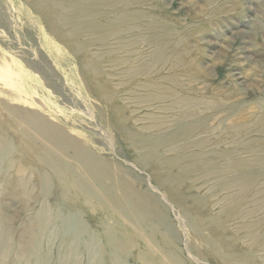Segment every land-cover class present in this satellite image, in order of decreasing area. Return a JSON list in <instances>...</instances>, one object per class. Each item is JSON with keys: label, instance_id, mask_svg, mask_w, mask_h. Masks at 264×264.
<instances>
[{"label": "rangeland", "instance_id": "rangeland-1", "mask_svg": "<svg viewBox=\"0 0 264 264\" xmlns=\"http://www.w3.org/2000/svg\"><path fill=\"white\" fill-rule=\"evenodd\" d=\"M79 2L96 76L22 0H0V264H264V0ZM33 114L56 133L31 140ZM177 153L162 187L153 169Z\"/></svg>", "mask_w": 264, "mask_h": 264}, {"label": "bare ground", "instance_id": "bare-ground-1", "mask_svg": "<svg viewBox=\"0 0 264 264\" xmlns=\"http://www.w3.org/2000/svg\"><path fill=\"white\" fill-rule=\"evenodd\" d=\"M21 1V0H20ZM83 1V0H82ZM22 2L23 3H25L29 8H30V10L31 11H33L34 13H35V15L37 16V17H39L42 21H43V23H45V25L49 28V30H50V32L53 34V36L55 37V38H57V39H59V41L62 43V44H65V47H66V49L68 50H66L67 52H69L71 55H75V56H81L80 57V59H81V61H83V65H82V63H81V65L83 66V68H85V69H87V70H89L90 72V75H95L93 72H91L92 70H90L91 69V65H90V62H89V58L87 57V56H85V55H81V52H79L78 51V45H79V40L78 39H76L74 36L75 35H73V30H75V27L77 28H79V27H81L82 26V21L83 20H85V18H87L86 16H84L85 15V8H86V6H83V5H81L80 4V2H79V0H22ZM90 5V4H89ZM91 11V10H90ZM79 13V15L78 16H75L74 15V13ZM83 17H84V19H83ZM102 18V17H101ZM93 19V18H92ZM94 21V20H93ZM66 23H68L66 26H67V28H66V26H65V24ZM120 23V22H119ZM118 23V24H119ZM99 24V23H98ZM97 26V25H96ZM136 27H137V25H136ZM135 27V28H136ZM69 28H71L70 30H68ZM121 28V27H120ZM133 28V27H132ZM75 32V31H74ZM102 32V31H101ZM136 33V32H135ZM111 35V34H110ZM51 36V35H50ZM79 36V35H78ZM125 36V35H124ZM139 36V35H138ZM77 37V36H76ZM85 37V36H84ZM108 37V36H107ZM165 37V36H164ZM78 38V37H77ZM127 39V38H126ZM165 39V38H164ZM121 40V39H120ZM162 40V39H161ZM117 41V40H116ZM143 41V40H142ZM141 41V42H142ZM119 43H120V41H118ZM121 44V43H120ZM122 45V44H121ZM63 46V45H62ZM93 46V45H92ZM119 48V47H118ZM122 48V47H121ZM117 49V48H116ZM61 50V52H62V50L63 49H60ZM64 52H65V50H64ZM135 52V51H134ZM159 55V54H158ZM115 59V58H114ZM120 60V59H119ZM79 62H81L80 60H78ZM117 62V61H116ZM120 62V61H119ZM119 65V64H118ZM79 66V65H78ZM151 68V67H150ZM82 69V68H81ZM141 69H142V67H141ZM87 70H86V73L89 75V73L87 72ZM136 70V69H135ZM82 72H83V70H81ZM79 72H80V70H79ZM81 72V73H82ZM147 72V71H146ZM150 72V71H149ZM135 73H137L136 71H135ZM138 74V73H137ZM86 75V74H85ZM84 75V76H85ZM147 75V74H146ZM96 76V75H95ZM82 77V76H81ZM82 79V78H81ZM89 79H92V83H97L98 84V82H97V79H94V78H89ZM129 80V79H128ZM84 84V83H83ZM85 85V84H84ZM99 86H100V88H101V85L100 84H98ZM151 85V84H150ZM176 85V84H175ZM47 86V85H46ZM104 86V85H103ZM147 86V85H146ZM151 87V86H150ZM162 87V86H161ZM48 88V87H47ZM88 88V87H87ZM125 87H123V89H124ZM149 88V87H148ZM102 89V88H101ZM162 90V89H161ZM165 90V89H164ZM87 91V90H86ZM89 91V90H88ZM149 91V90H148ZM178 91H179V89H178ZM93 92H94V90H93ZM90 93V92H89ZM107 93V92H106ZM104 91L102 92H100V94H99V97H100V99H103L107 104H109L110 105V108H112L113 110H114V112L116 113V118H117V120L120 122V124H121V128L119 127V130L121 129V131H122V134L124 133V136H125V139L127 140V142L129 143H132L131 142V140L133 139V137L135 136L134 134H135V131L133 130V131H130L129 130V128L127 127V121H126V117L123 115V113H124V110H122L121 108H120V106H118L117 104H115V102H116V99L113 97V95L111 96V95H107ZM154 93H155V91H154ZM158 93V92H157ZM177 93V92H176ZM179 93H180V91H179ZM164 94V93H163ZM170 94V93H169ZM189 94V93H188ZM151 95V94H150ZM154 95V94H153ZM167 95V94H166ZM171 95V94H170ZM181 95V94H180ZM152 96V95H151ZM175 96H177V95H175ZM144 97V96H143ZM162 97V96H161ZM193 97V96H192ZM191 96H190V98H192ZM150 98H152V97H149V99ZM154 98H157V97H154ZM166 98V97H165ZM196 98V97H195ZM194 98V99H195ZM97 99V98H96ZM99 99V98H98ZM147 99V98H146ZM197 99V98H196ZM137 100V99H136ZM143 100V99H142ZM155 100V99H154ZM189 100V99H188ZM159 101V99L157 98V100L156 101H154V102H158ZM145 102H148V101H146L145 100ZM151 102V101H150ZM186 103V102H185ZM193 103V102H192ZM96 104V103H95ZM156 104V103H155ZM195 105H196V103H194ZM106 105V104H105ZM154 105V104H153ZM201 105V104H200ZM103 106H104V104H103ZM102 106V107H103ZM168 106V105H167ZM185 106V105H184ZM190 106V105H189ZM197 106V105H196ZM176 107V106H175ZM186 107V106H185ZM206 107V106H205ZM218 107H219V105H218ZM5 108V107H4ZM97 108V107H96ZM143 108V107H142ZM148 108V107H147ZM158 108V107H157ZM108 109V108H107ZM128 109V108H127ZM151 109V108H150ZM149 109V110H150ZM190 109V108H189ZM192 109V108H191ZM218 109V108H217ZM106 110V109H105ZM153 110V109H152ZM155 110V109H154ZM161 110V109H160ZM160 110H158V111H160ZM171 110V109H170ZM173 110L175 111H177L178 110V108L176 107V108H173ZM195 110V112H196V117L198 116L197 115V111H196V109H194ZM220 110V109H219ZM161 111H163V110H161ZM167 111V110H166ZM169 111V110H168ZM180 111V110H179ZM199 111H201V109H199ZM103 112V111H102ZM194 112V111H193ZM12 113H14V112H12ZM16 113V112H15ZM22 113H24V112H22ZM154 113V112H153ZM158 113V112H157ZM156 113V114H157ZM190 113V112H189ZM202 112H200V114H201ZM223 113V112H222ZM25 114H26V112H25ZM155 114V113H154ZM204 114H207V113H204ZM224 114V113H223ZM14 115V114H13ZM152 115V114H151ZM186 116H188L187 114H185ZM184 115V116H185ZM202 115V114H201ZM215 115V114H214ZM15 116V115H14ZM28 118H27V117ZM41 116V115H40ZM153 116V115H152ZM179 116V115H178ZM220 116V115H219ZM15 117H17V116H15ZM151 117V116H150ZM155 117V116H154ZM154 117H152V118H154ZM200 117V116H199ZM199 117L197 118V119H199ZM44 118V117H43ZM186 118V117H185ZM45 119V118H44ZM154 119H156V118H154ZM218 119V118H217ZM17 120V119H16ZM22 121H23V123H26V124H24V125H27V126H29L30 125V127L32 128V130L34 131V132H36V134L34 135L31 131H29L28 132V134H31V135H33L32 136V138H31V140L33 139V138H37V140H38V138H40V137H43L44 136V133L42 132V128L43 129H45L46 131H48V130H50V131H53V133H54V131H55V133H56V130H54V127H52V125H53V123H52V125H51V123L50 124H48L47 122L48 121H44L43 119H41L40 117H39V115L37 116V115H34L33 114V117L31 116V115H25V117L23 118V119H21ZM172 120V119H171ZM22 121L20 122V123H22ZM217 121V120H216ZM222 121V120H221ZM223 122V121H222ZM149 123H152V122H149ZM200 123H202V122H200ZM216 123V122H215ZM19 124V123H18ZM236 124V123H235ZM20 125V124H19ZM51 125V126H50ZM216 125V124H215ZM231 125V124H230ZM237 125V124H236ZM22 126V125H21ZM54 126L56 127V125L54 124ZM129 126V125H128ZM194 126V125H193ZM29 127V128H30ZM186 127V125L184 126V128ZM218 127H219V125H218ZM227 127V126H226ZM25 128V127H24ZM28 128V127H27ZM41 128V129H40ZM58 128V127H57ZM131 128V127H130ZM135 128V127H134ZM164 128V127H163ZM167 128V127H166ZM26 129V128H25ZM133 129V128H132ZM228 129V128H227ZM29 130H31V129H29ZM49 131V132H50ZM60 130H58L57 132H59ZM141 131V130H140ZM155 131V130H154ZM220 131V130H219ZM245 131V130H244ZM25 132L27 133V131L25 130ZM63 132V131H62ZM62 132H59V133H62ZM153 132V131H152ZM170 132V131H169ZM48 133V132H47ZM221 134H222V132H220ZM223 133H224V131H223ZM227 133V132H226ZM28 134H25V135H27V136H29ZM50 134V133H49ZM48 134V135H49ZM62 134H65V133H62ZM57 135V136H64L65 137V135ZM146 134V133H145ZM231 134V133H230ZM53 135H56V134H53ZM225 135V134H224ZM227 135V134H226ZM249 135V134H248ZM55 137V139H58V137ZM68 137H69V135H67ZM161 136H163V134L162 135H160V137ZM232 136V135H231ZM59 137V138H60ZM64 137H62V138H64ZM242 137V136H241ZM240 137V138H241ZM62 138H60L59 139V141H61V139ZM227 138V137H226ZM225 138V139H226ZM30 139V138H29ZM43 139V138H42ZM49 139V138H48ZM65 139V138H64ZM122 139V138H121ZM180 139L181 138H177V139H175V141H180ZM223 139V138H222ZM51 140V139H50ZM70 140V139H69ZM72 140V139H71ZM43 141V140H42ZM66 141H67V139H66ZM66 141H65V143H66ZM133 141V140H132ZM149 143H150V141L152 142V143H154L155 141H156V137L155 136H153V137H149ZM147 141V142H148ZM174 141V140H173ZM37 142V141H36ZM43 142H45V141H43ZM58 141H56V143H57ZM68 142V141H67ZM75 142V141H74ZM138 142V141H137ZM227 142V141H226ZM35 143V142H34ZM47 143V142H46ZM61 143V142H60ZM70 143V142H69ZM77 143V142H76ZM151 143V144H152ZM185 143V142H184ZM183 143V144H184ZM222 143V142H221ZM244 143V142H243ZM37 144H38V142H37ZM44 144V143H43ZM52 144H54L55 145V147L57 146V144H55V143H53L52 142ZM52 144H51V146H52ZM58 144H59V142H58ZM64 143H63V141H62V146H64L63 145ZM138 144V143H137ZM140 144V143H139ZM144 144V143H143ZM161 144V143H160ZM204 144H206L205 142H204ZM54 145H53V148H54ZM67 145H68V143H67ZM70 145V144H69ZM72 145V144H71ZM141 145H142V143H141ZM154 145V144H153ZM186 145V144H185ZM36 146V145H35ZM41 145L39 144V147H40ZM46 146V145H45ZM59 146H60V144H59ZM58 146V147H59ZM155 146V145H154ZM42 147V146H41ZM61 147V146H60ZM59 147V148H60ZM66 147H67V149H66ZM64 146V149H66L65 151H68L70 148H68V146ZM132 147H135V148H137L135 145H134V141H133V143H132ZM152 147V146H151ZM38 148V147H37ZM45 147H43L42 149H44ZM48 148H49V146H48ZM59 148H58V150H59ZM140 148V146H138V150H141V149H139ZM142 149H144L143 147H141ZM174 149H177V147H173ZM40 149V148H39ZM41 150V149H40ZM47 149H45V153H47V154H49L47 151H46ZM48 150H50V149H48ZM53 150H56V148L55 149H53ZM53 150H52V152H53ZM61 150H63V149H61ZM71 151V150H70ZM254 151V150H253ZM262 151V150H261ZM42 152H43V150H42ZM52 152L50 153V154H52ZM69 152V151H68ZM67 152V153H68ZM73 152V151H72ZM81 152V151H80ZM54 153H57L56 151H54ZM63 153H64V151H63ZM66 153V152H65ZM66 153V154H67ZM73 153H75V152H73ZM188 153V152H187ZM244 153H245V151H244ZM263 153V152H262ZM59 154V153H58ZM66 154H64L65 156H66ZM88 154V153H87ZM178 154V153H177ZM201 155H203V157H205V154L204 153H200ZM60 155V154H59ZM75 155V154H74ZM142 155V154H141ZM224 155V154H223ZM67 156H69V155H67ZM82 156V155H81ZM92 156V155H91ZM178 158L177 159H173V160H171V162L170 163H164V164H161V168L162 169H160L159 170V168L157 169V168H154L153 170L156 172V176H157V179H159V185L161 186L162 185V187H166L167 185H168V188L170 189L171 187H173V185H175L176 184V182L177 181H175V179L173 178V174L171 173V171H169V169H171V168H173V167H175L176 165H177V162H178V159L179 158H182L183 156L185 157V155H184V153H179L178 154ZM243 156V155H242ZM54 157V156H53ZM73 157V156H72ZM140 157V156H139ZM144 157V156H143ZM226 157V156H225ZM241 157V156H240ZM57 158V157H56ZM74 158H75V156H74ZM193 158H194V156H193ZM45 159V158H44ZM62 159V157L60 158V160ZM73 159V158H72ZM83 159V158H82ZM81 159V160H82ZM229 159V158H228ZM47 160V159H46ZM59 160V161H60ZM63 160H64V158H63ZM75 160V159H74ZM84 160V159H83ZM168 160V159H167ZM170 160V159H169ZM183 160H185V158L183 159ZM244 160V159H243ZM86 161V160H85ZM226 161V160H225ZM239 161V160H238ZM78 162H80V161H78ZM175 162H176V165H175ZM188 162V161H187ZM186 162V163H187ZM208 162V161H207ZM241 162V161H240ZM245 162V161H244ZM247 162V161H246ZM245 162V163H246ZM157 163H158V161H157ZM185 163V164H186ZM204 163V162H203ZM211 163V162H210ZM83 163H80V165H82ZM185 164H184V166H185ZM209 164V163H208ZM33 165V164H32ZM31 165V166H32ZM57 165V164H56ZM62 165H65V164H62ZM79 165V167H81ZM204 165V164H203ZM248 165V164H247ZM256 165H258V164H256ZM260 166H261V164H259ZM60 166V165H59ZM59 166H58V168H59ZM116 166H117V168L120 166V165H117L116 164ZM181 166V165H180ZM51 167H52V165H51ZM50 167V168H51ZM54 167V166H53ZM65 167V166H64ZM63 166H62V168H64ZM101 167V166H100ZM148 167V166H147ZM179 167V166H178ZM190 167H191V165H190ZM212 168H213V166H211ZM34 168V167H33ZM56 168V167H55ZM54 168V169H55ZM77 168V167H76ZM82 168V167H81ZM121 168V167H120ZM119 168V169H120ZM189 168V167H188ZM193 168V167H192ZM215 168V167H214ZM213 168V169H214ZM228 168V167H227ZM245 168V167H244ZM67 169V171H68V169L69 168H66ZM92 169V168H91ZM209 169H211V168H209ZM262 169V168H261ZM40 170V169H39ZM42 170V169H41ZM56 170V169H55ZM60 170H62L61 168L59 169V171ZM76 170V169H75ZM74 170V171H75ZM113 170V169H112ZM112 170H111V172H112ZM118 170V169H117ZM226 170V169H225ZM58 171V170H57ZM64 171V170H63ZM79 171V170H78ZM91 171V170H90ZM95 171V170H94ZM101 172L103 171V170H100ZM120 171H121V169H120ZM183 171V170H182ZM198 171V170H197ZM104 172V171H103ZM221 172V171H220ZM227 172V171H226ZM246 172V171H245ZM98 173H100V172H98ZM178 173V172H177ZM260 173H261V171L259 172V174H257V175H260ZM77 174V173H76ZM85 174V173H84ZM90 174V173H89ZM102 174V173H101ZM103 174H105V173H103ZM102 174V175H103ZM116 174V173H115ZM220 174H222V173H220ZM229 174V173H228ZM263 174V173H262ZM111 175H114V174H111ZM110 175V176H111ZM195 175V174H194ZM225 175H227V174H225ZM251 175V174H250ZM83 176V175H82ZM93 176V175H92ZM177 176V175H176ZM205 176V175H204ZM230 177H232V175H229ZM255 176V175H254ZM97 177V176H96ZM184 177V176H183ZM212 178V177H211ZM210 178V179H211ZM224 178H227V177H224ZM249 178V177H248ZM251 178V177H250ZM253 178V177H252ZM251 178V179H252ZM264 178V177H263ZM80 179V178H79ZM85 179V178H84ZM88 179V178H87ZM100 179V178H99ZM120 179V178H119ZM206 179V178H205ZM221 179V178H220ZM232 179V178H231ZM234 179V178H233ZM257 179V178H256ZM101 180V179H100ZM183 180V179H182ZM202 180V179H201ZM206 180H208V179H206ZM248 180H250V179H248ZM258 181H259V179H257ZM263 180V179H262ZM90 181H91V179H90ZM231 181V180H230ZM40 182V181H39ZM83 182V181H82ZM123 182H126V180L125 181H123ZM194 182V181H193ZM211 182V181H210ZM215 182H217V181H215ZM223 182V181H222ZM227 182H228V180H227ZM41 183H42V181H41ZM46 183V182H45ZM89 183V182H88ZM97 183V182H96ZM120 183V182H119ZM166 183H167V185H166ZM187 183V182H186ZM208 183V182H207ZM257 183V182H256ZM80 184V183H79ZM125 184V183H124ZM131 184H132V182H131ZM131 184H130V182H129V185H130V190H131ZM191 184V183H190ZM200 183H198V185H199ZM213 184V183H212ZM218 184V183H217ZM39 185V184H38ZM82 185H83V183H82ZM89 185V184H88ZM92 185V184H91ZM133 185V184H132ZM177 185V184H176ZM45 186V185H44ZM93 186V185H92ZM96 186V185H95ZM94 186V187H95ZM183 186V185H182ZM237 186H239V185H237ZM80 187V186H79ZM82 187V186H81ZM103 187V186H102ZM128 187V186H127ZM190 187H192V186H190ZM96 188V187H95ZM136 188V187H135ZM244 188V187H243ZM82 189V188H81ZM84 189V188H83ZM176 189V188H175ZM181 189V188H180ZM193 189V188H192ZM218 189H220L221 190V188H218ZM228 189V188H227ZM245 189V188H244ZM139 190V189H138ZM141 190V189H140ZM224 190V189H223ZM95 191H96V189H95ZM99 191V190H98ZM178 191V190H177ZM176 191V192H177ZM190 191H192V190H190ZM83 192H86V190H83ZM134 193H135V191H133ZM133 192H132V194H133ZM139 192V191H138ZM145 191H143L142 193H144ZM175 192V193H176ZM178 192H180V191H178ZM177 192V193H178ZM189 192V191H188ZM224 192V191H223ZM222 192V193H223ZM228 192V191H227ZM232 192V191H231ZM89 193V192H88ZM99 193H100V191H99ZM106 193V192H105ZM126 193V192H125ZM229 193V192H228ZM86 194V193H85ZM139 194H140V192H139ZM138 193H137V196L139 195ZM173 194V193H172ZM226 194V193H225ZM234 194V193H233ZM112 195V194H111ZM128 195H131V194H128ZM100 196V195H99ZM146 197H147V195H145ZM176 196V195H175ZM229 196V195H228ZM252 196V195H251ZM97 197V196H96ZM132 197H134L133 195H132ZM140 197L141 196H139V198H138V200L140 199ZM153 197V196H152ZM177 197V196H176ZM187 197V196H186ZM129 198V197H128ZM136 198V197H135ZM134 198V199H135ZM175 198V197H174ZM185 198V197H184ZM228 198V197H227ZM230 198V197H229ZM228 198V199H229ZM232 198V197H231ZM146 199V198H145ZM181 199V198H180ZM97 200H98V198H97ZM127 200V199H126ZM136 200V199H135ZM134 200V201H135ZM141 200V199H140ZM108 201V200H107ZM144 201V200H143ZM143 201H140L141 203L143 202ZM257 201V200H256ZM105 202V201H104ZM127 202V201H126ZM227 202V201H226ZM110 203V202H109ZM108 203V204H109ZM135 203V202H134ZM133 203V204H134ZM144 203V202H143ZM142 203V204H143ZM192 203H194V202H192ZM198 203V202H197ZM136 204V203H135ZM142 204H139V205H142ZM237 204V206L238 205H240L239 203H236ZM110 205H111V203H110ZM138 205V204H137ZM196 205V204H195ZM194 205V206H195ZM198 205V204H197ZM108 206V205H107ZM113 206V205H112ZM135 206V205H134ZM156 206V205H155ZM193 206V205H192ZM231 206V205H230ZM190 207V206H189ZM232 207V206H231ZM240 207V206H239ZM110 208V207H109ZM115 208V207H114ZM138 208V207H137ZM140 208V207H139ZM141 208H143V207H141ZM140 208V209H141ZM116 209V208H115ZM148 209V208H147ZM151 209H153V208H151ZM205 209V208H204ZM244 209V208H243ZM149 210V209H148ZM148 210H146V208H145V211H146V213H147V211ZM156 210H158V207H157V209ZM183 210H184V212H185V208H183ZM198 210V209H197ZM238 210V209H237ZM118 211V210H117ZM138 211V210H137ZM153 211V210H152ZM152 211H151V214H152ZM204 211V210H203ZM215 211V210H214ZM226 211H228V210H226ZM142 212V211H141ZM187 212V211H186ZM185 212V213H186ZM209 212H210V210H209ZM136 213V212H135ZM144 213V212H143ZM156 213V212H155ZM160 213H162L161 211H160ZM257 213H258V211H257ZM256 213V214H257ZM145 214V213H144ZM148 215H149V213H147ZM159 214V213H158ZM163 214V213H162ZM161 214V215H162ZM189 214H191L192 215V213H189ZM155 215H157V213L155 214ZM238 215V214H237ZM246 215V214H245ZM150 216H152V215H150ZM154 216V215H153ZM205 216L206 215H203V218H205ZM122 217V216H121ZM138 217V216H137ZM155 217H158V216H154V218ZM240 217V216H239ZM196 218V217H195ZM124 219V218H123ZM147 219V218H146ZM199 219H201L200 217L198 218H196V220H197V224H198V226L200 225V226H203L204 227V229H206V226H205V222L204 223H202V222H199ZM206 219H207V217H206ZM208 219H209V217H208ZM227 219V218H226ZM225 219V220H226ZM248 219V218H247ZM156 220V219H155ZM205 220V219H204ZM135 221V220H134ZM145 221V220H144ZM206 221V220H205ZM211 221V220H210ZM134 223H136V222H134ZM238 223H240V222H238ZM208 224V223H207ZM241 224V223H240ZM244 224V223H243ZM138 225V224H137ZM196 225V224H195ZM248 225V224H247ZM135 226V225H134ZM221 226V225H220ZM136 227V226H135ZM217 227V226H216ZM224 227V226H223ZM241 227H243L242 225H241ZM139 228V227H138ZM211 228H212V225H211ZM218 228V227H217ZM225 228V227H224ZM224 228H221V229H224ZM245 228V227H244ZM197 229V228H196ZM203 229V230H204ZM213 230V229H212ZM212 230H209V231H212ZM219 230V229H218ZM224 230H226V229H224ZM223 230V231H224ZM151 231V230H150ZM153 231V230H152ZM203 232V231H202ZM218 232V231H217ZM222 232V230L220 231V233ZM215 233V232H214ZM219 233V232H218ZM219 233V234H220ZM250 233V232H249ZM222 234H224V232L222 233ZM88 235V234H87ZM205 235V234H204ZM201 237V236H200ZM203 237V236H202ZM222 237V236H221ZM225 238H227L226 236H224ZM201 239V238H200ZM231 239H233V238H231ZM215 241V240H214ZM228 242V241H227ZM230 242V241H229ZM233 243V242H232ZM215 244V243H214ZM226 244V243H225ZM225 244H224V247H225ZM230 244H231V242H230ZM236 244V243H235ZM222 245V244H221ZM234 245V244H233ZM223 247V248H224ZM222 248V249H223ZM226 248V247H225ZM228 249H229V247H228ZM219 250V249H218ZM235 250V249H234ZM233 250V251H234ZM214 252V251H213ZM221 253H222V251H220ZM217 253V252H216ZM238 253V252H237ZM214 254H215V252H214ZM240 254V253H239ZM223 257V256H222ZM115 258V257H114ZM113 258V259H114ZM228 259H230V258H228ZM227 260V259H226ZM233 260V259H232ZM224 262V261H223Z\"/></svg>", "mask_w": 264, "mask_h": 264}]
</instances>
